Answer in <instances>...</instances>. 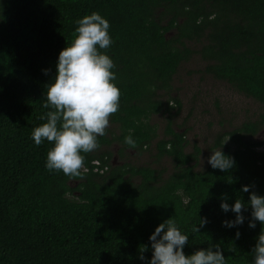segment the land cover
Instances as JSON below:
<instances>
[{"label":"trees","instance_id":"trees-1","mask_svg":"<svg viewBox=\"0 0 264 264\" xmlns=\"http://www.w3.org/2000/svg\"><path fill=\"white\" fill-rule=\"evenodd\" d=\"M92 12L110 25L120 108L99 148L84 154L82 176L70 179L45 168L52 145L36 146L30 136L52 110L46 91L74 21ZM194 58L262 108L258 119L217 138L211 152L221 148L235 161L226 172L209 164L198 171L201 148L187 152L186 135L174 128L182 103L169 95ZM157 115L166 116L161 139L151 121ZM263 130L264 0H0V264H146L148 237L169 218L189 236L185 254L218 244L227 264H250L264 225L248 227L249 206L242 225L224 227L235 214L220 203L264 196V140H254ZM129 133L134 148L123 142ZM114 145L121 157L154 147L157 163L168 160L172 172L113 165ZM200 218L207 223L193 234Z\"/></svg>","mask_w":264,"mask_h":264},{"label":"clouds","instance_id":"clouds-1","mask_svg":"<svg viewBox=\"0 0 264 264\" xmlns=\"http://www.w3.org/2000/svg\"><path fill=\"white\" fill-rule=\"evenodd\" d=\"M77 27L71 43L60 50L54 82L48 85L45 108L52 110L40 117L46 120L32 129L30 139L36 146L43 141L52 147L45 159V168L50 172H62L70 179L81 177L85 168V155L99 148L98 137L106 134L110 116L120 108V90L117 87L116 65L107 54L113 43L109 34V22L97 12L84 15L74 21ZM47 74L48 70H42ZM124 144L134 148L136 141L129 133L124 136ZM213 169L222 172L234 166V159L221 150H213L207 159ZM241 191L249 192V186H242ZM251 208L249 228H255L258 221L264 225V196L250 193L247 205L240 199L229 205L221 201L224 213L231 211L235 219L222 221L227 228H238L244 223L242 210ZM207 223L200 218V223L193 226L192 233H199ZM237 230L235 237L238 239ZM152 250L146 264H227L220 245L197 248L185 254L184 247L189 236L181 231L174 218H169L155 227L148 237ZM143 248L141 253L146 251ZM250 264H264V227L256 237L251 250ZM141 261L145 257L139 256Z\"/></svg>","mask_w":264,"mask_h":264},{"label":"rangeland","instance_id":"rangeland-1","mask_svg":"<svg viewBox=\"0 0 264 264\" xmlns=\"http://www.w3.org/2000/svg\"><path fill=\"white\" fill-rule=\"evenodd\" d=\"M205 66L206 63L199 58L182 65L169 95L178 98L182 103L181 112L174 119V128L186 135L187 152H192L195 146L202 150L198 171L207 167V159L219 135L233 131L245 122L255 121L262 113L259 103L239 94L229 84L207 75ZM151 121L157 126L161 139L166 116L157 115ZM110 128L109 125L106 131ZM254 140L263 141L264 130ZM228 143L226 140V144ZM118 150L117 145L109 149L113 154V165L131 163L152 168L161 167L168 175L172 172L173 167L168 160L157 163L154 147L143 154L128 151L123 157L117 154Z\"/></svg>","mask_w":264,"mask_h":264}]
</instances>
